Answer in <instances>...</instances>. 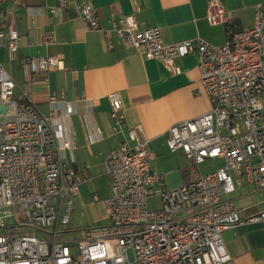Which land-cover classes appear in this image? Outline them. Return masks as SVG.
<instances>
[{"label":"built area","instance_id":"built-area-1","mask_svg":"<svg viewBox=\"0 0 264 264\" xmlns=\"http://www.w3.org/2000/svg\"><path fill=\"white\" fill-rule=\"evenodd\" d=\"M72 3L57 0L54 8ZM75 7L91 28L102 29L89 1ZM206 18L210 25H226V43L199 37L167 44L159 27H142L134 14L112 24L124 46L160 60L172 73L182 71L177 58L197 55L210 108L171 125L167 144L193 164L215 158L223 164L169 188L164 175L152 169L143 124L131 126L132 143L122 142L106 159L112 179L104 199L108 223L84 227L74 240L60 236L71 233L81 185L91 177L89 169L73 166L68 157L75 145L68 121L77 103L50 94L48 112L40 111L28 96H16L18 84L0 61V264H228L223 232L242 223H264V210L243 216L229 196L239 180L264 191V7L257 6L248 28L235 29L220 0H209ZM54 40L52 31L41 37L44 44ZM1 45L15 57L19 32L0 26ZM26 63L39 74L58 68L61 59L34 56ZM81 101L90 113L92 101ZM109 101L120 126L122 97L112 92ZM94 130L89 127L93 141L95 132L102 137ZM156 195L161 207L151 209L148 200Z\"/></svg>","mask_w":264,"mask_h":264},{"label":"crops","instance_id":"crops-1","mask_svg":"<svg viewBox=\"0 0 264 264\" xmlns=\"http://www.w3.org/2000/svg\"><path fill=\"white\" fill-rule=\"evenodd\" d=\"M82 1H89L96 8L101 30L91 28L78 14L75 3ZM208 2L75 0L67 7L54 8L57 0L0 1V26L6 30L15 28L21 36L15 57L10 56L6 45L0 46V61L18 84L16 96H28L42 112L49 110L50 94L77 103V112L68 121L75 136L72 155L68 152V157L73 166L85 167L91 174L81 185L83 192L81 189L78 200L86 194V188L91 190L94 201L87 208L93 220L108 223L104 199L111 193L112 179L106 172V159L122 142L132 143L128 129L137 123L143 124V136L149 140L152 169L164 175L167 187H178L202 174L194 170L195 165L181 150H170L167 131L171 125L210 108L200 83L196 54L177 58L182 71L172 73L160 60L145 58L124 46L113 31V19L134 14L142 27H159L167 44L200 37L214 45H223L228 39L227 27L208 23ZM220 2L235 29L252 26L257 6L264 7V0ZM47 31L55 36L50 44L41 41ZM46 55L58 56L60 66L34 73L26 59ZM112 92H118L123 100L125 118L120 126H116L111 111L109 94ZM83 98L93 103L90 113L81 101ZM89 127L99 129L102 137H97L95 132L93 141ZM229 196L243 216L264 210V191H257L243 180L237 181L236 190ZM79 205L77 201L75 211ZM223 240L231 255L228 264H264L263 222L228 228L223 232Z\"/></svg>","mask_w":264,"mask_h":264},{"label":"rangeland","instance_id":"rangeland-1","mask_svg":"<svg viewBox=\"0 0 264 264\" xmlns=\"http://www.w3.org/2000/svg\"><path fill=\"white\" fill-rule=\"evenodd\" d=\"M192 163V162H191ZM194 170L197 173H205L207 171L216 169L222 165V162L218 159H210L207 160L203 164H194ZM85 188V187H84ZM83 192V188H81ZM86 194L83 193V196L80 200H78V204H80L77 208V210L72 215V220L70 223L71 233L61 235L60 238L62 240H74L78 236V232L80 229L88 226H102L105 224V220H93L90 212L87 208L88 203H92L94 201V198L91 194V190L89 191L87 188L85 189ZM84 203L81 204V203ZM149 208L151 209H157L161 207V198L159 195L153 196L148 200ZM38 234V232H37Z\"/></svg>","mask_w":264,"mask_h":264}]
</instances>
